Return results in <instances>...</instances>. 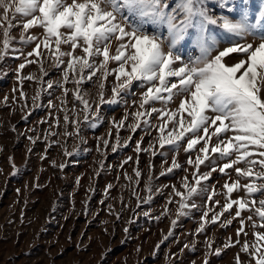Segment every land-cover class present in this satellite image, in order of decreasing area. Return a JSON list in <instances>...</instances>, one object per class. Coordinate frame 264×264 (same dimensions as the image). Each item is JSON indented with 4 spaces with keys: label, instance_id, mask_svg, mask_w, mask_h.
I'll return each mask as SVG.
<instances>
[{
    "label": "snow or ice",
    "instance_id": "obj_1",
    "mask_svg": "<svg viewBox=\"0 0 264 264\" xmlns=\"http://www.w3.org/2000/svg\"><path fill=\"white\" fill-rule=\"evenodd\" d=\"M256 2L216 0L210 6L208 0H0V63L10 54L23 60L15 69L21 99L26 98L22 88L25 80L38 84L31 97V108L27 103L22 105V119H28L33 110L43 106L42 94L50 96L52 89H62L58 98L62 107L58 111L64 114L65 127L69 123L73 126V132L65 131L66 136L79 135L81 124L95 127L102 120V106L123 102L126 109L123 118L113 120L107 133L111 137L115 129L113 152L132 140L129 136L120 144L122 128L133 134L144 131L150 137L154 130L157 135L150 139L147 148L142 147L143 137L136 141L137 153L159 155L163 161L160 175L167 176L177 169L187 173L176 158L183 148L186 164L194 169L192 182L186 174L179 189L174 184L163 186L170 187L172 192L162 214H167V204L173 203V196L180 198L176 201L179 218L197 207L192 202L194 197L208 193L207 200L220 205V211L212 207L203 211L197 231L203 232L207 224H215L225 213L231 216L234 210L235 215L222 226L228 227L239 218L236 235L243 233L247 237L244 230L247 221V226L253 229V240L245 239L240 250L249 256V264H264V0H258L259 10L252 14L249 5ZM16 27L21 29L19 43L35 45L26 55L24 48L13 46L17 41L11 32ZM35 28L42 29V34H33ZM186 42L197 48L199 55H188L185 60ZM45 54L57 70L63 67L62 79L45 80L48 76ZM33 63L39 65L40 75H22V70ZM109 78L114 79L111 95L106 96ZM89 82H95L98 89L92 100L83 87ZM69 83L72 89L65 86ZM134 88L140 90L138 99ZM69 92L73 97L70 110ZM125 97H132L133 111L128 110ZM177 99L175 107H169ZM7 100L5 96L4 101ZM47 107L57 105L49 99ZM130 118L132 123H128ZM47 122L48 118L41 121ZM55 124H60L59 117L55 118ZM28 139L35 143L33 137ZM101 144L106 149L110 140L98 138L97 151L101 150ZM166 146L174 154L171 164L164 167L168 164V152L163 151ZM74 151L65 149V155L72 156ZM131 159L128 157L125 163ZM58 167L63 169L65 164ZM202 167L207 171H201ZM233 171L237 178L225 180L223 193L205 186L214 173L229 176ZM134 172L137 178L141 176L139 168ZM153 179L150 172L145 183L148 195L142 200L137 197L138 207L140 203H151ZM241 179L247 182L241 184ZM139 182L137 179L136 183ZM163 188H157L156 193ZM240 191L244 195L233 199L232 194ZM217 195L225 197L222 205L215 199ZM243 212L251 214L245 218ZM176 223V219L172 220L173 226ZM168 235H172L171 230ZM206 243L209 251L203 264H210L208 256L220 255L222 249L212 252V242ZM232 246L229 237L224 247ZM236 264H242L239 253Z\"/></svg>",
    "mask_w": 264,
    "mask_h": 264
},
{
    "label": "rangeland",
    "instance_id": "obj_2",
    "mask_svg": "<svg viewBox=\"0 0 264 264\" xmlns=\"http://www.w3.org/2000/svg\"><path fill=\"white\" fill-rule=\"evenodd\" d=\"M215 2L208 0L210 6ZM249 6L252 14L258 12V0ZM32 32L41 35L42 29L35 28ZM20 34L19 27L12 30L11 35L17 41L13 46L24 48L26 55L35 45L19 43ZM248 40L251 41L252 37ZM188 55L197 56L199 50L186 42L183 45V58L187 60ZM43 59L48 72L45 80L62 79L63 67L57 70L47 54ZM22 62L10 54L0 63V264H203L205 253L209 251L208 241L212 242V252L217 248L222 249L220 255L208 256L210 264H236L238 253L242 264H249V256L240 249L245 239L253 240V229L247 226L246 221L244 230L248 233L247 237L243 233L237 237L239 218L228 227L222 226L224 221L232 219L234 210L231 216L225 213L215 224H207L203 232L197 231L203 211L209 207L220 211V205L207 200L208 193L194 197L192 202L197 207L189 209L188 215L179 218L176 201L180 198L173 196V203L167 204V214H162L172 192L170 187L163 186L174 184L179 189L180 181L186 174L192 182L194 169L186 164L183 148L176 158L187 168V173L177 169L167 176L160 175L163 161L159 155L135 151L136 141L141 137L144 138L142 147H148L150 139L157 135L154 130L150 137L144 131L138 130L133 134L127 128H122L120 144L123 145L129 136H132V140L128 146L113 152L111 144L115 143V129H112L111 137L107 133L112 128L113 120L123 118L126 110L123 102L102 106V120L95 127L81 124L79 135L66 136L65 131L73 132V126L69 123L65 127L64 114L58 111L62 107L58 99L62 96L60 88L52 89L50 96L48 93L42 94L40 103L43 106L33 110L28 119H22V105L27 103L31 108V97L38 87L35 80H25L22 88L26 98H20L21 85L16 79L15 69ZM30 73L39 76V65L33 63L21 72L24 76ZM113 79L109 78L106 84V96L111 95ZM65 86L73 88L71 83ZM83 87L90 100L96 98L98 89L95 82L86 83ZM14 88L18 90L14 92ZM133 91L138 99L140 90L134 88ZM5 96L8 97L7 102L4 101ZM49 99L57 108L47 107ZM125 99L128 110L133 111L132 97ZM67 101L70 110L73 107L71 92ZM177 103L178 99L169 107H175ZM155 106L160 107L159 104ZM49 113H52L51 117ZM69 114L71 117L72 113ZM56 117L60 119L58 126L55 124ZM82 117L83 113L80 114ZM45 118L49 122L41 123ZM128 123H132L131 118ZM153 123H156L155 119ZM30 136L35 143L28 139ZM100 137L108 138L110 144L106 149L101 144V150L97 151ZM65 149L68 152L75 149L74 154L65 155ZM163 151L168 152V164L164 165L167 167L174 153L167 146ZM128 157L132 159L125 163ZM61 163L65 164L63 169L58 167ZM136 168L141 171L139 178L135 176ZM201 171L207 169L202 167ZM150 172L154 177L152 201L150 204L140 203L138 207L137 197L142 200L148 195L145 183ZM125 173L132 179L129 180ZM229 178H237L234 171L229 176L214 173L205 186L209 190L215 187L217 193H223V183ZM137 179L139 184L136 183ZM240 182L244 184L247 181L241 179ZM109 185L112 187L109 188ZM157 188L163 190L156 193ZM243 195L244 192L240 191L233 193L232 198ZM215 199L222 205L225 197L217 195ZM146 212L148 215L144 214ZM250 214L243 212L242 216L246 218ZM174 219L177 220L175 226L172 225ZM170 230L171 236L168 235ZM166 236L168 238L165 240ZM229 237L234 246L225 248ZM237 240L239 244L235 243Z\"/></svg>",
    "mask_w": 264,
    "mask_h": 264
}]
</instances>
